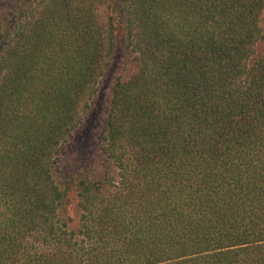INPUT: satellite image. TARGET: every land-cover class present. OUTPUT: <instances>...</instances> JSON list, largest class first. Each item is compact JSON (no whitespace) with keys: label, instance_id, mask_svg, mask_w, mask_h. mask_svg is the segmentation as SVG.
<instances>
[{"label":"trees","instance_id":"16d2710c","mask_svg":"<svg viewBox=\"0 0 264 264\" xmlns=\"http://www.w3.org/2000/svg\"><path fill=\"white\" fill-rule=\"evenodd\" d=\"M0 264H264V0H0Z\"/></svg>","mask_w":264,"mask_h":264},{"label":"rangeland","instance_id":"374dc122","mask_svg":"<svg viewBox=\"0 0 264 264\" xmlns=\"http://www.w3.org/2000/svg\"><path fill=\"white\" fill-rule=\"evenodd\" d=\"M4 7V6H2ZM7 11V9H6ZM118 59L111 68L107 78L103 82L100 92L96 98L95 107L91 115L87 118L82 130L76 134L75 144L71 146L68 154L63 158L60 164L62 172L71 169L75 174H80L82 170L91 166L97 161L99 153V142L102 136V115L106 104L108 103L111 86L118 71ZM75 196V194H74ZM70 209L74 210L76 202H73L71 196ZM77 201V200H74Z\"/></svg>","mask_w":264,"mask_h":264}]
</instances>
